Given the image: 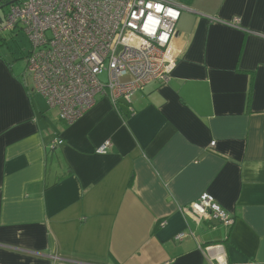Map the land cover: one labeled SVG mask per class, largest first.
<instances>
[{"label":"crops","instance_id":"crops-1","mask_svg":"<svg viewBox=\"0 0 264 264\" xmlns=\"http://www.w3.org/2000/svg\"><path fill=\"white\" fill-rule=\"evenodd\" d=\"M174 1L175 66L130 103L66 122L0 56V264H264V0ZM203 192L231 225L182 209Z\"/></svg>","mask_w":264,"mask_h":264},{"label":"built area","instance_id":"built-area-1","mask_svg":"<svg viewBox=\"0 0 264 264\" xmlns=\"http://www.w3.org/2000/svg\"><path fill=\"white\" fill-rule=\"evenodd\" d=\"M183 9L174 0H16L0 24V38L4 31L24 32L31 43L25 60L32 89L69 122L98 96L130 103L146 84L167 80L179 54L175 37ZM110 146L106 139L96 151ZM182 209L198 220L233 222L207 192ZM184 236L179 232L175 238ZM205 251L216 264H227L221 244Z\"/></svg>","mask_w":264,"mask_h":264},{"label":"rangeland","instance_id":"rangeland-1","mask_svg":"<svg viewBox=\"0 0 264 264\" xmlns=\"http://www.w3.org/2000/svg\"><path fill=\"white\" fill-rule=\"evenodd\" d=\"M7 1V0H6ZM9 1V0H8ZM10 4L0 7V24L5 18L6 13L10 8ZM4 31L0 44V56L4 57L8 63L11 65L14 72L18 74L30 87L32 86V77L26 69V55L31 47L30 40L24 34L22 30L17 29L12 32ZM16 33V34H15ZM106 78L105 74L100 75V79L104 80ZM34 96L39 102L51 113H56L52 108H49L46 104L44 98L37 92H34Z\"/></svg>","mask_w":264,"mask_h":264},{"label":"flooded vegetation","instance_id":"flooded-vegetation-1","mask_svg":"<svg viewBox=\"0 0 264 264\" xmlns=\"http://www.w3.org/2000/svg\"><path fill=\"white\" fill-rule=\"evenodd\" d=\"M9 4V1L7 0H0V6L3 7L5 5Z\"/></svg>","mask_w":264,"mask_h":264},{"label":"water","instance_id":"water-1","mask_svg":"<svg viewBox=\"0 0 264 264\" xmlns=\"http://www.w3.org/2000/svg\"><path fill=\"white\" fill-rule=\"evenodd\" d=\"M16 0H9V3H13V2H15ZM1 7V6H0Z\"/></svg>","mask_w":264,"mask_h":264},{"label":"trees","instance_id":"trees-1","mask_svg":"<svg viewBox=\"0 0 264 264\" xmlns=\"http://www.w3.org/2000/svg\"><path fill=\"white\" fill-rule=\"evenodd\" d=\"M3 34V33H2ZM3 38V36H1V38H0V44H1V39Z\"/></svg>","mask_w":264,"mask_h":264}]
</instances>
